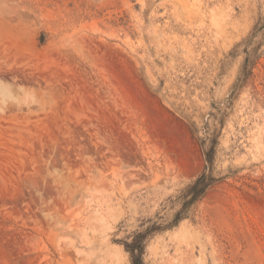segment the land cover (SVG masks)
Returning a JSON list of instances; mask_svg holds the SVG:
<instances>
[{
    "label": "rangeland",
    "instance_id": "rangeland-1",
    "mask_svg": "<svg viewBox=\"0 0 264 264\" xmlns=\"http://www.w3.org/2000/svg\"><path fill=\"white\" fill-rule=\"evenodd\" d=\"M146 231L142 264H264V0H0V264Z\"/></svg>",
    "mask_w": 264,
    "mask_h": 264
},
{
    "label": "trees",
    "instance_id": "trees-1",
    "mask_svg": "<svg viewBox=\"0 0 264 264\" xmlns=\"http://www.w3.org/2000/svg\"><path fill=\"white\" fill-rule=\"evenodd\" d=\"M214 149H210L206 153V159L209 164L212 165L213 162V154L212 151ZM207 165L205 171H203L192 183H190L185 190V201L184 204L187 205L189 203H193L206 194L207 190L212 186L217 179L213 176L210 165ZM209 168V170H208ZM181 212L177 213L176 222H179L182 219ZM153 228V227H152ZM147 236V231L144 233H139L132 242L126 243V248L132 254L133 264H142V254L145 249L144 239Z\"/></svg>",
    "mask_w": 264,
    "mask_h": 264
}]
</instances>
